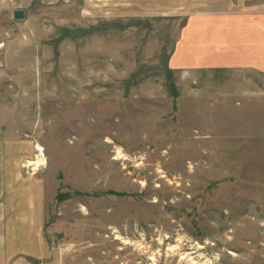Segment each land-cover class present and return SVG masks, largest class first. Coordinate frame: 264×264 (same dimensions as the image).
<instances>
[{
	"label": "rangeland",
	"instance_id": "rangeland-1",
	"mask_svg": "<svg viewBox=\"0 0 264 264\" xmlns=\"http://www.w3.org/2000/svg\"><path fill=\"white\" fill-rule=\"evenodd\" d=\"M144 1L0 0V122L44 149L47 239L71 264H264L263 84L172 68L212 0Z\"/></svg>",
	"mask_w": 264,
	"mask_h": 264
},
{
	"label": "crops",
	"instance_id": "crops-1",
	"mask_svg": "<svg viewBox=\"0 0 264 264\" xmlns=\"http://www.w3.org/2000/svg\"><path fill=\"white\" fill-rule=\"evenodd\" d=\"M137 1V0H136ZM141 1V0H139ZM144 1V0H143ZM145 2V1H144ZM213 3L187 8L184 32L172 58V68L212 70L220 77L228 71L243 86H236L231 97H246L245 92H258L248 85L247 77L261 80L264 90V0H212ZM143 3L134 4L141 5ZM182 7V6H181ZM181 7L150 5L139 12L174 14ZM167 15V14H166ZM174 17V15H173ZM179 20L178 18H173ZM257 30L258 39L234 41L226 28ZM205 30H211L212 40ZM203 31V33H202ZM197 37V38H196ZM252 37V34L249 35ZM178 48V49H177ZM203 74V73H202ZM248 85V86H247ZM261 91V98L264 92ZM240 94V95H239ZM0 122V264H71L57 253L46 236L49 196L42 171L32 173L37 163L36 145L23 136L13 120ZM39 157V156H38ZM30 164V166H29ZM44 172V171H43ZM42 173V174H41Z\"/></svg>",
	"mask_w": 264,
	"mask_h": 264
},
{
	"label": "bare ground",
	"instance_id": "bare-ground-1",
	"mask_svg": "<svg viewBox=\"0 0 264 264\" xmlns=\"http://www.w3.org/2000/svg\"><path fill=\"white\" fill-rule=\"evenodd\" d=\"M118 155H119V159L124 158V155L121 151H119ZM40 156H42V155H40ZM45 164H46V158L43 156V157H39V160L37 161V163H32L31 165L34 166L35 168H37V170H39L41 168V165L44 166ZM29 166H30V164H29ZM191 260H193V259H191ZM194 264H198V263L195 262Z\"/></svg>",
	"mask_w": 264,
	"mask_h": 264
},
{
	"label": "water",
	"instance_id": "water-1",
	"mask_svg": "<svg viewBox=\"0 0 264 264\" xmlns=\"http://www.w3.org/2000/svg\"><path fill=\"white\" fill-rule=\"evenodd\" d=\"M25 17H26V13H25V11L22 10V9H17V10H15V11L13 12V18H14V20H16V21H22V20L25 19Z\"/></svg>",
	"mask_w": 264,
	"mask_h": 264
},
{
	"label": "built area",
	"instance_id": "built-area-1",
	"mask_svg": "<svg viewBox=\"0 0 264 264\" xmlns=\"http://www.w3.org/2000/svg\"><path fill=\"white\" fill-rule=\"evenodd\" d=\"M37 151H38V154H37V160H38L39 157H43L44 156V149H43V147H39V148L37 147ZM40 155H42V156H40ZM32 170H33L32 173H34V171L35 172H38L39 171V170L35 169L34 166H33Z\"/></svg>",
	"mask_w": 264,
	"mask_h": 264
}]
</instances>
